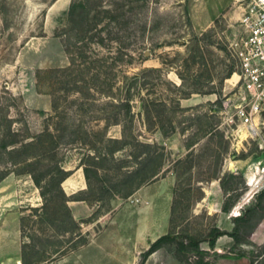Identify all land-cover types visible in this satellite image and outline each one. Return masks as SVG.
<instances>
[{"label": "rangeland", "instance_id": "374dc122", "mask_svg": "<svg viewBox=\"0 0 264 264\" xmlns=\"http://www.w3.org/2000/svg\"><path fill=\"white\" fill-rule=\"evenodd\" d=\"M239 33L232 0H0V264H264L260 222L243 243L169 242L143 259L164 234L230 231L264 187V112L252 136L235 115ZM151 67L121 108L125 77ZM50 160L88 168L82 217L34 184ZM216 173L242 176L229 213L213 211Z\"/></svg>", "mask_w": 264, "mask_h": 264}, {"label": "trees", "instance_id": "16d2710c", "mask_svg": "<svg viewBox=\"0 0 264 264\" xmlns=\"http://www.w3.org/2000/svg\"><path fill=\"white\" fill-rule=\"evenodd\" d=\"M74 9V5L71 4L70 10ZM162 70L160 68H144L139 70L137 73L126 76L125 81L123 82V88L125 89V97L123 99V102L121 103V108H125L127 111H130V89L133 87H136L137 84L140 82V79H144L148 76H150L153 73H159ZM178 89V88H177ZM187 93H184L183 96H179L178 99L186 98ZM180 106V103H179ZM145 113L148 114L147 108H145ZM117 123V122H116ZM41 140V139H39ZM111 142H116V138H108ZM138 145L149 148L150 144L138 142ZM42 156H32L27 158L25 161L29 166H36L38 163H41L42 159H40ZM37 160V161H36ZM42 166V164H41ZM88 168L83 166V174L84 177H88ZM72 171L66 169L57 161L50 160L46 164H44V167L39 172H33L29 171V174L31 175V178L34 182V184L41 188V183L43 181L54 183L60 190H62V193L65 198V205L67 206V201L74 200H84V198H78L74 197L76 193L71 195H66L62 189V182L68 178L71 175ZM7 173L0 174V182L6 177ZM214 179H219V185L221 189L224 191V199L221 204V211L224 213H229L234 205L239 201V198L242 196L243 193H238L237 195H232L237 191V189H230L227 188V185L229 183H232V180L235 178H242L241 174L238 173H227L224 174L222 177L219 176L217 173L213 175ZM243 206V205H242ZM240 205L239 209L240 213L236 211L234 214H231L232 218V229L230 231L222 230L218 226H213L209 233L202 239L196 238L192 235H187L184 237V239H177L175 235L172 234H164L156 238L154 241H152L147 248V250L143 254V259L146 258L151 253L155 252L159 248L163 246L165 243L174 242L177 245V253H188L192 252L195 254L202 253V249L200 248V242H207L208 246L210 248H214L216 241L219 237L223 235H227L231 237L235 243H243L247 238L252 237L253 230L258 222L262 223L264 220V187L257 191L254 194V201L248 205L243 206ZM69 209V208H68Z\"/></svg>", "mask_w": 264, "mask_h": 264}, {"label": "built area", "instance_id": "2783aa9c", "mask_svg": "<svg viewBox=\"0 0 264 264\" xmlns=\"http://www.w3.org/2000/svg\"><path fill=\"white\" fill-rule=\"evenodd\" d=\"M239 35L231 43L237 70L233 73L242 99L235 115L252 136L264 112V0H232ZM227 101V100H226Z\"/></svg>", "mask_w": 264, "mask_h": 264}, {"label": "crops", "instance_id": "0c3cea01", "mask_svg": "<svg viewBox=\"0 0 264 264\" xmlns=\"http://www.w3.org/2000/svg\"><path fill=\"white\" fill-rule=\"evenodd\" d=\"M66 182H68V186L67 187H65V183ZM86 185H87V182H86L85 178L81 175V173H77L76 176L73 173V174H71L68 178H66L62 182V189H63L64 193L69 196V195L74 194V193H77L79 191H83L86 188ZM222 201H221V203H218L217 205H215L216 208H213V211L214 212L224 213V212L221 211ZM67 206L70 209L71 214H72V216L75 219H78V218L82 217V216H80V213H79V210H81V207L85 206V208L87 210H89L87 204L84 201H81V200H78V201H74V200L67 201ZM243 206H245V205H243ZM86 213H88V212H86ZM86 213H85L84 216L87 215ZM262 223H264V220H263ZM223 236H226V235H223ZM221 237H219V238H221Z\"/></svg>", "mask_w": 264, "mask_h": 264}, {"label": "bare ground", "instance_id": "6f19581e", "mask_svg": "<svg viewBox=\"0 0 264 264\" xmlns=\"http://www.w3.org/2000/svg\"><path fill=\"white\" fill-rule=\"evenodd\" d=\"M233 78H234V76H232V77L230 78V80H232ZM251 183H252V180H249V181H248V184H251ZM67 186H68V182L65 183V187H67ZM239 207H240L239 205H236L234 209L237 210V209H239ZM235 212H236V211H233L232 214H234Z\"/></svg>", "mask_w": 264, "mask_h": 264}]
</instances>
